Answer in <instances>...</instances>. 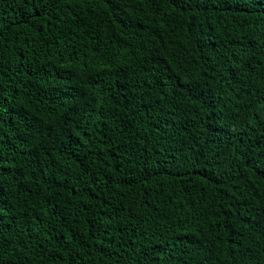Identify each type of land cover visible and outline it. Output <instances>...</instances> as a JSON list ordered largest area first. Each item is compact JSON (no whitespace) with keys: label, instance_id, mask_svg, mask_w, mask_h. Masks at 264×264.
<instances>
[{"label":"trees","instance_id":"16d2710c","mask_svg":"<svg viewBox=\"0 0 264 264\" xmlns=\"http://www.w3.org/2000/svg\"><path fill=\"white\" fill-rule=\"evenodd\" d=\"M0 264H264V0H0Z\"/></svg>","mask_w":264,"mask_h":264}]
</instances>
